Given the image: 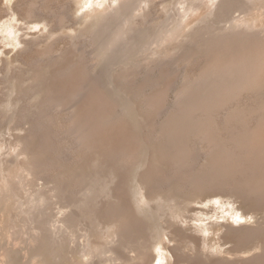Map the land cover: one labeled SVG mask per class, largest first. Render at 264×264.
Instances as JSON below:
<instances>
[{"label":"bare ground","instance_id":"6f19581e","mask_svg":"<svg viewBox=\"0 0 264 264\" xmlns=\"http://www.w3.org/2000/svg\"><path fill=\"white\" fill-rule=\"evenodd\" d=\"M23 1L25 0H20L15 4L17 6L13 8V15L17 16L19 18L18 20L31 23L34 19L39 18L37 12L40 10L38 6L41 1L28 0L30 6H19ZM43 1L46 3L50 2V0ZM68 1L70 3L72 0ZM82 1L83 0L77 2L76 0L75 2L81 5ZM138 1L140 4H137L138 6L135 4L134 8H132L130 4V2H134L132 0H116V2L113 0L115 6L109 3V5L104 8L102 14H96L98 23L96 22L97 24L94 23L91 26L87 25L85 30L76 28L75 25L84 26L86 24L82 21L78 22V19H74L73 25L69 28L76 34L74 38L80 39V42L77 40V43L85 44L88 47L86 49H92L90 53L88 52L90 55L92 54V59L86 55L78 56L80 51L72 50V48H57L54 44L55 42L46 45L43 49H39L42 43L36 42L37 44L34 48L30 49L29 45L31 42V44H33L34 41L26 40L24 39L25 37L19 36V42L24 47L22 51L23 54L29 49L30 52L27 54V57L29 61L31 60V62H34V65L30 66L27 70L21 68L20 74L18 73V75L14 76V79H18L21 84L25 83L27 80H34L36 82L35 86H30L32 90L37 89L34 94H45L47 97L45 100V107L51 109V111L49 113L45 112L46 114L41 118L42 122L40 128L42 131L40 136L46 144L44 148L50 145V142H53V152L56 153V151L63 148L64 145L67 147L68 143L75 144V147H71L70 149L68 145L69 148H67L70 149L69 153L73 158L67 159L66 161H62L61 159L57 162L56 158L59 154L61 156L62 153L60 152H63V149L59 151V153L57 152L58 155H55L57 156L56 158L54 157L57 163L55 159H53L55 164L49 161V164H47L50 166L48 167L43 165V163L40 165L38 162H35V155H37V151L35 150L39 147L34 149L32 143L28 144L25 143V141L24 143L21 142L23 144V147L21 146L23 148V150L21 148L22 153H25L27 156H35V159L32 158L30 161L33 167H26L27 171L37 177L42 173H46L45 175H48V178L60 179L62 174L69 172L71 167L74 166L72 161L75 159H80L82 163L88 158L79 168H98L107 167L108 165L112 170L110 171L114 175V178H117L118 181L114 187L110 186L104 198L107 197L109 200H117L116 203L109 202L108 207L111 205L115 210L114 214H116V220L112 223H120L117 226L114 224L117 228L116 230L114 226H112L115 231L114 234H117L116 236L119 237L118 240L128 235L131 236V232L135 231L133 230L135 224L136 226L144 225L143 220L136 215L128 195L124 193V189L127 186L126 181L129 179H124L126 175L123 177V172H125V174L127 172V175H129L132 170L131 167L135 166L140 158H143L144 161L148 160V169L144 174L140 175L138 184L140 188L145 191L146 198H144L147 200L146 203L151 205L153 215H156L158 212L156 210V214L154 212L153 200L158 198L160 201L167 203L170 199V201H175L174 206L167 205L170 210L173 211L176 208L177 211L174 212V210L173 212L177 214L178 217L182 220H184V218H186V220L188 219V217L180 212L186 210L185 207H183V203L178 201L176 197H170V195H168L172 190L185 191L192 197H202V195L196 194L198 191H207V193L212 192L215 193V197H218L214 198L212 201H214L216 205H223L224 203H228L225 199L228 193L225 192L226 195H221L220 197L218 195L222 194V191L219 193L215 190L218 188H225L226 190V188L229 187L242 195L244 200L264 201V20L260 22L262 24L258 23L257 25L254 24L253 21L248 23L249 20H242L241 18L247 14L244 11L246 8L240 9L241 7L238 5L239 0H177L175 3L173 2L171 4L172 6L167 4L172 0ZM86 3L87 2L84 4L82 3V12L84 11L83 7L88 4ZM103 3L104 1L102 0L99 4L102 5ZM177 3L180 4L179 7L176 6ZM262 4L264 3H261V5ZM158 5L163 7V11L160 15L157 14V12L160 11V9L157 8ZM143 6L146 7L143 8ZM202 7L205 8L204 12L206 11L207 13L208 11V14H210H205L207 15L205 19L208 18V21L206 20L205 22L203 19L204 22L200 21V25L192 27L191 25H193L194 22L201 20L200 16L204 13L201 15L197 14L196 17H200L197 18V21H191L188 26H185L182 29L184 30L183 33L177 32V29L174 27H177L182 20H184L185 23L187 18H191L193 13L198 12ZM229 9L232 10L228 13L227 11ZM135 10L138 11L136 14L134 13ZM118 11H123L124 17H121V13L119 14L122 19L118 23L115 32H112V38L110 35L108 36V32L105 36L101 33L99 34L98 31L103 26L102 22L106 20L107 22L110 21L113 14ZM237 13H239L238 17L235 16ZM211 14H214L213 17ZM253 14L251 16H253ZM73 15H76V13H73ZM119 15H117V17H119ZM225 15L228 17H225ZM262 15L264 16V13ZM90 16L91 15L85 14L86 20H89ZM179 16L183 19H179L177 22L176 19L177 17L179 18ZM209 16H211L212 19H210L211 17L209 18ZM257 16H260V12L253 17L256 18ZM240 19L241 21H239ZM42 21L45 23L46 27L51 28L49 34L53 36L57 33L55 30L57 27H60L61 30L67 28L69 17L61 14L57 16L56 20L43 17ZM181 23H183V21ZM223 23L227 25L224 24V26H221ZM244 24H247L245 28L243 27ZM170 25L173 26L171 30L169 28L171 27ZM217 25L220 27H217ZM229 25L230 27H228ZM190 26L192 27L191 30L187 31ZM8 27L12 29L13 24L10 22ZM104 27L105 26H103L102 29L107 30V27ZM242 27L243 29H240ZM207 29H209V32L212 30L211 33L206 32ZM20 30H23V28ZM165 33H168L167 35L170 36L173 35L172 38L165 36ZM195 38H200V40L197 41L198 43H195L196 47L191 49L190 45L188 46L190 49L188 48V50L183 52L182 50L185 49L187 42ZM140 39L141 41L139 42ZM132 41L133 44L131 43ZM145 42L147 43L146 45H144ZM118 43H120L119 46H121V49L124 48L123 51L126 48V51L123 52L125 54L135 50L137 51L136 54L139 52L143 54L140 49L149 46L148 49L145 50V53L148 55L144 60H147V62L145 64H139V62L133 64L130 68L127 67L129 72L139 69L144 70L153 66L155 63H161L165 66L166 61L172 60V64H170L172 68L161 67L155 69L153 72H150L152 75H148L149 77L146 75L144 79L139 78L140 81L138 80L139 82L137 83L128 84L126 82H119L116 84L113 80L111 81L115 84L114 90L116 93L127 95V97L125 96L127 101L122 99V101L128 104L127 111H121L120 105L122 103L119 105L111 98L112 93L109 92L110 88L108 84L106 83L107 86H103L105 83L102 85L98 81L100 77L93 75L101 64L104 65L109 62H117L118 59L113 54L115 53V47L118 46ZM139 45H142V47H139ZM155 45L156 48L153 49L152 46ZM36 46L38 48H35ZM193 46L195 45L193 44ZM135 47H137V49H135ZM25 50L26 52H24ZM177 50H179V52L175 53ZM58 54L60 56H58ZM155 54L156 56H154ZM125 57L126 56L123 55V59ZM122 64L123 63H121V65ZM112 66H116L115 70L113 68L114 74L117 73L116 76L118 75L119 77L123 76L122 79L125 81L129 80L133 75L125 71L124 67H117L120 66L119 64H114ZM116 68L120 70H116ZM118 71L123 72L118 74ZM26 74H30L31 77L25 79L24 76ZM105 80L106 79H104V82ZM118 80H116V82ZM84 82L86 85L83 86ZM106 87L109 88V90ZM110 91L112 92V90ZM21 92L27 93V90L24 89ZM171 93L175 94L176 100L172 105H168L167 103ZM245 95L251 97H249L250 99L247 101H242L243 99L241 100V98H244ZM22 98L23 97H19V100H22ZM138 98H140L142 102L144 101L145 107L149 110L147 114L145 113L146 123L144 124L145 128L149 130L148 134L144 132L140 133L141 131L139 129L140 132L133 128V122L136 123L134 121L136 116L134 114L136 113H134L135 109L133 111V106L136 104ZM63 109H67L68 113L65 114L62 112ZM132 115H134V117ZM128 116L132 121L128 120ZM156 117H158V119H156ZM53 129L64 131L63 133L68 135L70 140L67 138H59L57 141L59 144H57L56 141H52L53 138L51 139V134ZM27 137H29V139L31 138V136ZM55 140L57 139L55 138ZM28 141L34 142L35 139L33 141ZM199 144L202 145V148L206 151L207 158L205 159V163H200L198 162L199 160H197L198 152L201 149ZM44 153H47V149L44 150ZM41 160L44 161L42 158ZM97 161L98 164L95 165ZM121 170H124L121 172L122 174L120 173ZM7 171L9 172L11 169L8 168ZM86 171L87 168H83L78 176L79 180L87 173ZM85 178L83 177L84 180H80L81 183L78 181L79 184H82L83 191L86 190L85 192H87L88 190L89 193L99 192V189H94L98 186L94 187L95 185L84 183ZM58 179L57 181L61 184L63 179ZM78 182L76 181V183ZM64 183L62 182V184ZM9 184L11 189L16 190L14 184L11 182H9ZM59 186L62 185H58L55 190L57 192H62L63 188ZM75 187L76 186H74V188ZM16 193L17 191L15 194ZM207 193L205 192V194ZM136 194L139 196L138 191H136ZM136 194L134 197L138 207L141 209L140 212L148 216L144 204H142ZM81 202H83L82 199ZM90 202L92 201L90 200ZM158 202L159 201H157V203ZM203 203L205 204V201H203ZM209 203H211V201H209ZM99 204L102 206H99ZM25 205L23 204L22 207H17V214L13 215V225L11 226L12 229L15 230L13 235L18 233L16 229L20 225L19 218L22 213L30 217L34 214L30 208L23 209ZM106 205L107 203L100 201L96 203L95 206L93 205L91 210V214L94 213V216L101 220L100 222H103L102 219L109 215L110 207L106 208ZM75 206L82 208L80 202L77 203L75 201ZM61 210L63 211V209ZM67 210H65V212ZM238 211L239 209H232V212L236 214ZM110 215L112 216L111 213ZM160 215L163 216L162 214ZM61 216L62 215H60V217ZM243 216L247 215L243 213ZM57 217L58 216H56V218ZM33 219L35 222L37 221L36 217ZM24 221L27 222V225L23 228L31 231L33 225L32 221L28 218H24ZM81 222L79 216L71 210L63 214V216L56 221V224L64 228L68 233H72V231L79 227ZM204 222L207 223L208 221L206 222V220H204ZM209 224V226H204L206 232L212 230V223ZM112 227L110 226V229ZM206 227H208V230H206ZM35 229L40 230L41 228L36 226ZM244 229L245 232L240 234L239 240L237 239L238 245L247 246V244L249 245V243L259 240V245H261L259 247L263 250V253L261 252L262 254L256 255L252 259L257 260V264L260 262L264 264V233L261 232V227H246ZM86 230L85 232H88V229ZM59 232L58 230V233ZM56 233H54V235H57ZM112 234L113 233H111L110 236H112ZM10 236L9 234V237ZM62 236L59 238L60 240L65 239L64 236ZM12 241L13 239L10 237L9 243ZM191 242L194 243L192 240ZM130 243L131 247L135 244L131 241ZM76 244L77 242H72V245L76 246ZM53 245H58V239L55 240ZM82 248L83 249L80 250H83L84 253L86 252L83 254L85 259H87L86 257L92 256L85 250L86 246H82ZM40 255V253L36 254L37 258L33 264H40ZM140 256L143 258L145 255L141 254ZM146 257L147 256H145V258ZM145 258L144 260L147 261ZM259 259L262 260L259 261ZM86 261V263H89L88 260Z\"/></svg>","mask_w":264,"mask_h":264},{"label":"rangeland","instance_id":"374dc122","mask_svg":"<svg viewBox=\"0 0 264 264\" xmlns=\"http://www.w3.org/2000/svg\"><path fill=\"white\" fill-rule=\"evenodd\" d=\"M18 1L20 0H0V264H33V262L37 258L36 254L38 253L41 254L39 256L40 264H97V263L99 264H253V263L257 264L258 261L253 260L252 258H254V256L256 255L263 253V250L260 249L259 247L261 246L259 245L260 244L259 240L253 241L249 243V245L247 244V246L246 245L242 246V245H238L237 239L239 240L240 234L242 232H245L244 228L246 227H254V228L261 227L260 230L262 233H264V201L254 200L255 201L254 202L251 199H249L251 201L244 200L242 198L243 196L238 194L232 188L227 187L226 190L225 188H220V189L218 188L217 190H215L216 192L219 193L222 191L221 192L222 194L218 195L220 197L221 195H226V193H228L229 196L228 195L225 196L226 202L228 203H224L223 205L222 204L216 205V203L212 201L214 198H218L215 197V193L212 192L207 193V191H201V192L198 191L196 192V194L202 195V197H196V196L192 197L185 191L172 190L171 192H169L168 195H170V197L172 196L176 197L178 201L183 203V207H185L186 210L184 211L179 210V211L183 215L188 217V219L186 220V218H184V220H182L180 217H178L177 214L174 213L177 211L176 208L174 209L175 211L173 210L174 211L173 212L167 206V205L174 206L175 201H170L169 199L168 202L166 203L160 201V199H158L157 196H156L157 198L156 200L159 202L157 203L156 200H153L154 204L153 202L152 204L154 206L155 214L156 211L158 212L156 215H153L151 205L146 203L147 200L145 199L146 198L145 191L142 190V188H140V185L138 184L140 175L144 174L145 171L148 169V160L144 161L143 158H140L136 162L135 166L131 167L132 174L130 172L129 175H127V172L126 174L125 172H123L124 170L123 171L121 170L120 173L121 172L124 173L123 177L126 175L124 179L125 178L129 179L128 180L129 182L125 180L127 186L124 189V193L128 195L129 201L131 200L130 202L135 210L136 215L143 220L144 225L136 226L135 224V228L133 229L135 231L131 232V236L130 235L127 236L129 240L127 237H122L120 240H118L119 237L116 236L117 234H114L115 233L114 228L115 230L117 229L114 224H116L117 226L120 223L119 222L117 223L114 222V224L112 223L113 221L116 220V216H115L116 214H114L115 210L113 207H111V205L109 206L110 208L108 207L109 202L116 203L117 200L116 199L109 200V198L107 197L104 198V195L107 194V192L110 189V186L114 187V185H116L118 181L117 178H114V175L111 172L112 170L111 168L108 167V165L107 167L104 166L105 168L83 167L84 169L87 168L86 171L87 173L83 176L84 178L86 177L84 183L95 185L94 187L98 186L97 188L94 189H99V192L97 193L93 192L94 195L93 193H89L88 190L87 192H85L86 190L83 191V186H81L82 184H79V182L81 183L80 180H84L83 177L82 179L79 180L78 176L83 170V168H79V167L82 165V163L86 162L88 158L85 159L82 163L80 159H75L74 161H72V164L74 166L71 167L69 171L70 173L65 172L64 174L61 175L62 178L60 177V179L48 178L47 177L48 175L47 176L45 175L46 173H42L43 176L42 174H40L39 177H37L31 174V172L27 171L26 167L28 168L33 167L30 161L32 160V158L35 159V156H36V161L34 160L35 162H38V164L40 165L43 163V165H46L48 167L50 166L48 165L49 161L52 162V164L53 163L55 164L56 159L58 162L61 159L62 161H66L67 159L69 160L70 158H73L72 155L69 153V150L71 149V147H75L74 146L75 144L73 145L72 143H68V144L66 143L67 147H65L66 145H64L66 149L62 146L63 148H60L58 151H56V153L53 152L54 151V149L52 148L54 145L52 144L53 142H50V145L44 148L46 144L43 142V139L40 136V134H42L41 133L42 131L40 129L42 122L41 118L44 116V114L49 113L51 109L45 107V100L47 99L46 95L45 94L35 95L34 93L36 92L37 89L32 90L30 88V86H35L36 82L34 80H27L25 83L21 84V82L18 79L17 80L14 79L15 75H18V73L20 74L21 68L27 70L30 66L34 65V62H31V60L29 61L27 57V54H29L30 50L28 49L27 52L25 50L24 52L26 53L23 54L22 51L24 47L19 42L18 39L19 36L25 37L24 39L26 40L34 41L33 44H31L32 42L30 43L29 45L30 49H33L37 43H42V46H40L39 49H43L45 48L46 45L55 42L54 44L57 48H61V49L72 48V50L80 51L78 56L86 55L88 57H91L92 59V54L91 55L89 54L92 49H86L88 47L85 44L77 43V40H79L80 42V39L74 38L76 34H74L72 32V29L69 27L73 25L74 19L75 20L78 19V22L82 21L86 25L84 26L75 25V27L80 30H85L87 28V25L91 26L92 24L97 22L98 13L102 14L104 12V8L107 5H109V3L115 6L114 4L116 0L115 2H113V0H103L104 3L102 5L99 4L102 0H83L81 2V5L79 3L76 4L75 2L76 0H72L71 1L72 3L71 2L69 3L68 0H61V1L50 0L51 3L50 2L46 3L43 0H39V2L41 1L40 3L38 2L39 3L38 8L40 10L37 12V14L39 18L34 19L31 23H27L23 20H18L19 18L13 15L14 13L12 12L13 8L17 6L15 4ZM79 1L80 0H77V2ZM132 1H134L132 3L130 2L132 8H134L135 4L136 6L140 4L138 0L137 1L132 0ZM176 1L177 0H172L167 4L171 5L173 2L175 3ZM85 2H87L89 5L86 3L87 7L84 6L83 7L84 11L82 12L81 7ZM238 2H239L238 4L239 7H241L240 9L246 8L244 9V11L248 15V16L245 15L244 16L245 18L244 17L241 18L242 20L243 19L244 21L249 20L248 23L249 22L251 23L253 21L254 24L256 25L264 20L263 18L264 16L262 15L264 13V9H262L264 8L263 7L264 4L261 5V3H264V0H239ZM27 3L28 0H25L23 1V3L19 4V6L20 5L22 7H25L26 5L30 6L29 3L28 4ZM176 6L179 7L180 4L177 3ZM144 7L146 6H143V8ZM157 8L160 9V11L157 12V14L160 15L163 11L162 10L163 7L161 5H158ZM204 9L205 8L202 7L199 9L198 12L193 13L192 17L187 18L188 20L186 19L185 23L184 20H182L183 18L181 16H179V18L177 17L176 19L177 22L179 19H181L183 23H181L182 21L179 23L180 25L177 23L178 24L177 27L174 28L177 29V32L183 33L184 30L182 29L185 26H188V24L191 21L193 22L194 20L197 21L198 20L197 18L201 17V20L194 22V24L191 25L192 27H197L198 25H200L201 22H204L203 19L206 22L208 18L207 19L205 18L207 17V15L210 14H208V11L207 13L206 11L204 12ZM231 10L232 9H229L227 12L229 13ZM137 12L138 11L135 10L134 13L136 14ZM259 12H260V16L254 18L253 16L259 14ZM73 13H76V15H73ZM116 13L113 14V17L112 19L110 18L111 19L110 21L107 22L106 20L102 22L103 26H105L104 28L107 27V30L104 29L105 30L104 31L102 29L103 28L102 26L98 31L99 34L101 33L103 36H105L108 32V36L110 35L112 38L113 36L112 34L115 32V30L118 27V23L122 19L121 17H124L123 11L121 12L118 11ZM61 14L69 17L67 28L61 30L60 27H57V29H55L57 33L51 36V34H49L51 28L46 27L42 19L43 17H49L56 20L57 16ZM85 14L91 15L89 17V20H86ZM119 14L121 15V17ZM197 14L199 15L203 14L202 15L203 17L202 16L196 17ZM252 14L253 16H251ZM117 15H119V17H117ZM213 15L211 14L212 17ZM227 15H225V17H228ZM211 16H209V18ZM235 16L238 17L239 13L235 14ZM212 17L210 19H212ZM241 19L239 21H241ZM10 22L13 24L12 29L8 27V24H10ZM224 24L225 23L221 24V26L222 25L224 26ZM219 25H217V27H220ZM191 26L188 27L187 31L191 30L192 28ZM245 26H247V24L243 25L244 28ZM228 27H230V25ZM243 27L240 29H243ZM21 28H23V30H20ZM169 28L171 30L173 26ZM211 31L212 30H210L209 32V29H207L206 32L211 33ZM167 34L168 33H165V36L172 38L173 35L170 36ZM199 40L200 38H195L192 41H188L185 46V49L182 51L184 52L185 50H188V48L190 49V47L191 49L195 48L196 47L195 43H198L197 41ZM140 41L141 39L139 40V42ZM131 43L133 44V41ZM119 44L120 43H118V46L115 47V53L113 54L114 56H116V58L119 61L117 60L116 63H112V62H109L107 64L105 63L106 65L101 64L95 70L93 75L99 76L101 78V79L99 78L98 81L102 85L105 83L103 86H107L108 84V87L110 88V90H112V92L109 90V88L107 87L106 88L109 90L110 93H112V95L110 94L112 96L111 98L114 100V102L118 103L119 105L122 103L120 105L121 111H127L128 104L122 101V99H125L127 101L126 99L127 95L118 94V92L116 93V91L114 90L115 84L112 83L111 81L113 80V82H115L116 84H118L119 82L120 83L126 82L128 84H132L135 82L137 83L140 81V79H144L146 75L147 77L152 75V73L150 72H153V70L155 69L161 67L172 68L170 65L172 64L171 63L172 60L168 62L166 61L165 66L161 63L159 64L155 63L153 66L144 69L145 71L143 69H139L137 71L132 70L135 71L136 73L132 71L129 72L127 67L130 68L132 67L133 64L139 62H140L139 64H145L147 62V60H144L148 55L145 53V50H147L149 46H145L144 48L140 49V51L142 50L141 52H143V54L140 52L136 54L137 53L136 50L131 53L125 54L123 52L126 51V48L123 51L124 48L121 49V46H119ZM146 44L147 43L145 42L144 45ZM193 44L195 46H193ZM139 47H142V45H139ZM35 48L38 47L36 46ZM152 48L153 49L156 48V45L152 46ZM135 49H137V47H135ZM177 52H179V50H177L175 53ZM123 55L126 56L124 58L125 60L123 59ZM58 56L60 55L58 54ZM154 56H156V54ZM121 63L123 64L121 65ZM114 64H119L120 66L117 67L119 68L124 67L125 71L133 74L134 76L132 75V77L127 81L122 79L123 76L122 77H119L118 75L116 76L117 73L114 74V70L116 66L115 67L112 66ZM118 69L116 68V70ZM122 72L118 71V74ZM30 77H31L30 74H26L24 76L25 79H29ZM104 79H106L105 82ZM115 79L116 80L119 79V80L116 82ZM84 85H86L85 82L83 83V86ZM24 89L27 90V93L21 92ZM170 95L171 96L169 97V101L167 103L168 105H172L176 100L175 94L171 93ZM19 97H23L22 100H19ZM249 97L251 96L245 95L244 98L243 97L241 98V100L243 99L242 101H247L248 99H250ZM143 103L144 101L142 102V100L138 98L136 100V104H134L133 106L134 107L133 111L135 109L134 113H136L134 114L136 115L134 118L135 119L134 121L136 123L133 122L134 124L133 128L138 132L141 131L140 133L144 132L148 134L149 130L148 128H145L144 124L146 123L145 113L147 114V111L149 110L145 107V103L144 104ZM62 112L67 114L68 110L63 109ZM134 115L132 116L134 117ZM156 119H158V117H156ZM128 120L132 121V119H130L129 116H128ZM63 132L60 130L53 129L52 132L53 136L51 134V139L53 138L52 141H56V143L59 144L57 142L59 138L61 139L67 138L70 140L69 136L64 134ZM61 133H63L64 135ZM27 136H31V138L29 139V137ZM55 138L57 140H55ZM34 139H35L34 142L28 141V140L33 141ZM24 141L25 143L28 144L32 143V147L34 149L39 147L38 149L35 150L37 151V155L32 157L31 155L27 156L25 153H22L21 148L23 147L22 143H24ZM68 145L70 146V149H67L69 148ZM199 147L201 149L198 152L197 160H199L198 162L200 163L202 162L205 163V159L207 158L206 151L204 148H202L203 147L202 145L199 144ZM42 149L44 150L47 149V153H44V150ZM63 149L64 151L62 152L61 150ZM59 151H61L60 153H62L61 156L60 154L58 155ZM55 155H58V157ZM54 157L57 158L55 159ZM41 158L44 159V161H42ZM50 159L52 160L55 159V162L54 160L52 161ZM96 164H98V161L95 162V165ZM8 168H10L11 171L8 172L7 171ZM57 179L58 180L63 179V181H61V184H59V181H57ZM76 181L79 182L76 183ZM9 182L14 184L16 190L11 189ZM62 182L65 183L62 184ZM58 185H62L59 186L60 188H63V190L61 189L62 192L58 191L59 192L58 193L55 190V188H57ZM74 186H76L77 188L76 187L74 188ZM16 191L17 193L15 194ZM136 191H138L140 197L136 194ZM205 192L207 194H205ZM135 194L141 200L142 204H144V208L148 216H146L143 212L142 213L140 212L141 209L138 207V204L136 203L134 197ZM81 199L83 200V202H81ZM90 200L92 202H90ZM75 201L77 203L80 202V206H82V208L75 206ZM100 201L107 203L106 208L108 207L110 209L108 213L109 215L107 214L108 216H105L102 219L103 222H100L101 220L96 218L94 216V213L91 214L93 205L95 206V204ZM203 201H205V204L203 203ZM209 201H211V203H209ZM84 202L86 205L84 204ZM23 204L26 206V207L23 206V209L30 208V210L33 211L34 214L32 215L33 217L32 216L30 217L22 213L21 217L19 218L20 225L16 229L18 233L13 235V232L15 230H13L11 227L13 225L12 218L14 214H17L16 208L22 207ZM158 204L159 205L162 204L163 206L162 205L159 206ZM99 206L102 205L99 204ZM234 208L239 209L237 214L232 212V209ZM61 209H63L64 212ZM65 210L67 211L65 212ZM69 210L74 211L79 216V220L82 221L81 224H79V227L76 230L72 231V233H68L67 231L64 230V228H61L56 224V221L59 218H61L63 214L70 212ZM110 213L112 214V216L110 215ZM243 213H245L247 216H243ZM160 214H162L163 216H161ZM60 215L62 216L60 217ZM56 216L58 217L56 218ZM34 217L37 218L36 222L33 219ZM24 218H28L32 221L33 225L31 227L32 228L31 231L23 228L24 226L27 225V222L24 221ZM204 220L208 222L205 223ZM209 223H212L211 226L212 230L206 232L204 230L205 229L204 226L207 225L209 226L210 225ZM36 226L41 228L40 229L41 231L36 230L35 229ZM110 226L111 227L114 226V228L112 227L110 229ZM86 229H88V232H85L87 231ZM58 230L60 231L59 233ZM206 230H208V227H206ZM54 233H56L57 235H54ZM111 233H113L112 236H110ZM9 234L11 235L10 237L13 239V241L10 243H9V239H10ZM62 235L64 236L65 239L60 240L59 238ZM103 236L104 237L106 236L107 238L106 237L104 238ZM175 238L178 240H176ZM56 239H58V245L60 243L59 246L53 245ZM191 240L194 241L195 244L192 243ZM130 241L134 242L136 245L133 244L132 245L133 247H131ZM72 242H77L76 246L72 245ZM80 245L86 246L85 250L88 251L89 253L88 252L87 253L91 254L92 256L86 257L87 259H85V256L83 254H85L86 252L84 253L83 250H80L83 249L82 246ZM54 247L57 248L55 249ZM136 247H138L139 249ZM141 254H144L147 257L145 258L144 256L142 258L140 256ZM144 258L147 259V261H145ZM86 260H88L89 263H86L87 262ZM185 260L188 262H186ZM261 260L262 259H259V261ZM259 264H261V262Z\"/></svg>","mask_w":264,"mask_h":264}]
</instances>
